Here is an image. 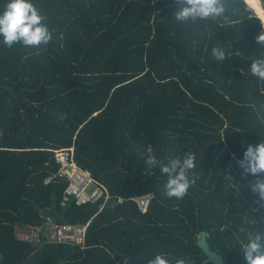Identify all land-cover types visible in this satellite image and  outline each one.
<instances>
[{
	"label": "trees",
	"instance_id": "trees-1",
	"mask_svg": "<svg viewBox=\"0 0 264 264\" xmlns=\"http://www.w3.org/2000/svg\"><path fill=\"white\" fill-rule=\"evenodd\" d=\"M31 2L52 41L9 48L0 35V264H148L157 254L213 264L201 231L225 264H245L242 219L264 232L253 177L236 163L264 141V82L249 72L264 56L256 11L225 0L227 19L182 23L175 0ZM149 146L162 164L195 154L183 199L164 195L168 177L147 166ZM67 148L110 200L61 204L54 150ZM48 217L89 222L85 244L46 240L37 226Z\"/></svg>",
	"mask_w": 264,
	"mask_h": 264
},
{
	"label": "clouds",
	"instance_id": "clouds-1",
	"mask_svg": "<svg viewBox=\"0 0 264 264\" xmlns=\"http://www.w3.org/2000/svg\"><path fill=\"white\" fill-rule=\"evenodd\" d=\"M175 2L179 6L173 13L177 22L215 21L221 17L227 19L225 0H175ZM46 21L47 16L42 14L31 0H10L3 14H0V35L4 37L3 44L9 48L17 43L34 48L47 46L52 41L53 34ZM255 40L257 44L264 46V32L257 35ZM212 56L218 61H223L227 55L222 47L217 46L212 49ZM249 72L264 82V56L252 59ZM59 119H67V114H60ZM2 135L0 132V136ZM143 157L148 167L159 164L162 174L167 175L168 179L164 185V195L167 198L183 199L187 195L190 186L195 183V178L189 176L190 171L196 167L195 154L186 153L183 159L173 158L167 164H162L149 146ZM236 163L243 178L247 180L249 176L253 177L247 180L254 197L253 203L264 207V141L256 145L249 144L243 151L242 158L237 159ZM225 179L231 181V176L227 175ZM252 223L247 216L242 219V225ZM245 226L237 229L246 241L241 247L245 264H264V232L258 231L257 227L255 230H249ZM173 260L174 264H191V261L185 258L170 260L166 254L155 255L148 260V264H173ZM124 264H128L126 258Z\"/></svg>",
	"mask_w": 264,
	"mask_h": 264
},
{
	"label": "built area",
	"instance_id": "built-area-1",
	"mask_svg": "<svg viewBox=\"0 0 264 264\" xmlns=\"http://www.w3.org/2000/svg\"><path fill=\"white\" fill-rule=\"evenodd\" d=\"M54 156L58 165L55 177L66 182L61 204L64 205L70 200H76L77 204L98 202L105 194H107L106 199H109L107 190L97 183L93 174L81 168L76 162L72 148L54 150ZM143 198L136 199L140 206H146ZM88 227L89 222L73 224L49 220L46 229L37 228V230L44 231L48 241H73L85 244Z\"/></svg>",
	"mask_w": 264,
	"mask_h": 264
},
{
	"label": "water",
	"instance_id": "water-1",
	"mask_svg": "<svg viewBox=\"0 0 264 264\" xmlns=\"http://www.w3.org/2000/svg\"><path fill=\"white\" fill-rule=\"evenodd\" d=\"M249 7L252 8V6H249ZM260 7H262V4L260 5ZM253 8L256 9V13L258 14V16L262 19V21L264 23L263 9L262 8H256V7H253ZM207 235L208 234L206 231H201L199 234V238L197 240V244L203 249V251L206 254V262H211L213 264H225V260H224V257L222 256V254L215 251L211 247V245L207 239Z\"/></svg>",
	"mask_w": 264,
	"mask_h": 264
},
{
	"label": "crops",
	"instance_id": "crops-1",
	"mask_svg": "<svg viewBox=\"0 0 264 264\" xmlns=\"http://www.w3.org/2000/svg\"><path fill=\"white\" fill-rule=\"evenodd\" d=\"M55 157V156H54ZM54 161H55V159H54ZM55 163H56V161H55ZM81 168H82V166H81ZM84 169V168H83ZM84 170H86V169H84ZM86 171H88V170H86ZM90 172V171H89ZM65 189H66V187H65ZM65 189H64V191H65ZM64 191H63V193H64ZM49 220H53L51 217H48L47 218V221H49ZM47 221L43 224V227H40V226H37V228H42V229H46V227H47ZM55 221V220H54ZM67 223H69V222H67ZM20 231H23V229H20Z\"/></svg>",
	"mask_w": 264,
	"mask_h": 264
},
{
	"label": "bare ground",
	"instance_id": "bare-ground-1",
	"mask_svg": "<svg viewBox=\"0 0 264 264\" xmlns=\"http://www.w3.org/2000/svg\"><path fill=\"white\" fill-rule=\"evenodd\" d=\"M248 4L252 7L260 8L259 4L257 3L256 0H246ZM62 182V181H61ZM110 200V199H109ZM106 205V204H105Z\"/></svg>",
	"mask_w": 264,
	"mask_h": 264
},
{
	"label": "rangeland",
	"instance_id": "rangeland-1",
	"mask_svg": "<svg viewBox=\"0 0 264 264\" xmlns=\"http://www.w3.org/2000/svg\"><path fill=\"white\" fill-rule=\"evenodd\" d=\"M249 6V5H248ZM252 9L254 10V11H256V9H254L253 7H252Z\"/></svg>",
	"mask_w": 264,
	"mask_h": 264
}]
</instances>
